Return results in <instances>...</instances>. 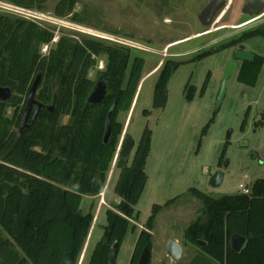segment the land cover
Instances as JSON below:
<instances>
[{
  "label": "trees",
  "instance_id": "obj_1",
  "mask_svg": "<svg viewBox=\"0 0 264 264\" xmlns=\"http://www.w3.org/2000/svg\"><path fill=\"white\" fill-rule=\"evenodd\" d=\"M0 1L22 10L43 12L48 0ZM74 5L73 0H59L54 17L64 19L72 14ZM71 20L81 23L73 14ZM81 36L61 37L47 55H42V47L52 44L51 29L0 15V87L12 92L10 100L0 102V264H78L90 239L94 212L83 215L81 201L100 195L106 186L123 129L118 117L131 109L145 61L131 57V50L119 44L83 33ZM255 37L264 38V31L243 33L222 49ZM99 58L104 59L105 66L96 72L93 81L89 74L96 70ZM181 64L170 60L161 64L153 89L154 110L165 108L167 84ZM262 64L264 59L258 56L251 62L244 61L237 81L253 87ZM38 73L41 83L35 99L54 108L51 113L42 109L32 128L19 136V116L7 119L5 109L25 104ZM99 81L106 84L103 102L86 104ZM187 91L191 99L195 89ZM112 107V133L104 145L105 119ZM64 117L68 118L66 123H62ZM150 138L151 132L145 128L130 165L119 152L113 188L119 202L105 210L103 234L84 257L85 264H115L146 185L144 168ZM191 194L201 201L207 221L193 223L184 233L186 241L199 249L188 264H264V180L255 182L249 195L215 200L197 190H191ZM161 209L153 207L128 264H138L144 249L151 252L154 217ZM233 235L245 239L239 253L230 249Z\"/></svg>",
  "mask_w": 264,
  "mask_h": 264
},
{
  "label": "rangeland",
  "instance_id": "obj_2",
  "mask_svg": "<svg viewBox=\"0 0 264 264\" xmlns=\"http://www.w3.org/2000/svg\"><path fill=\"white\" fill-rule=\"evenodd\" d=\"M58 1L48 0L43 12L31 11L39 20L14 14L2 1L0 15L26 19L51 29L52 44L42 47V55H47L59 38L80 39L81 34L88 31L111 37L130 49L131 57L143 58V77L154 73L163 62L183 63L169 79L164 109L152 108L156 73L143 81L137 104L130 113L128 136L133 149L128 164L145 128L151 132L150 151L144 168L146 185L134 207V216L115 264H128L138 234L151 217L154 206L162 209L154 217L150 263L188 264L199 249L186 241L184 233L193 223L207 221L201 201L191 190L217 200L238 195L239 184L250 189L255 182L264 180V64L253 87L240 84L236 75L230 77L217 108L229 58L244 51L264 59V38L255 37L233 48L222 47L243 33L255 29L264 31V12L244 15L241 9L248 0H227L225 9L204 28L197 21V15L208 0H73L72 14L81 22L75 23L71 20L72 14L64 19L54 17L53 9ZM203 53L210 54L200 57ZM130 64L131 61L127 72ZM104 66V59L99 58L96 70L89 74L90 79L96 81V72H101ZM190 87L195 92L188 99ZM23 105L18 109L7 107L5 118L11 119L15 114L20 123ZM125 117L126 114H120L118 121L123 124ZM66 122L67 117H64L62 123ZM216 173H221L223 179L214 187L211 179ZM117 177L118 171L111 166L108 179L111 178L112 183L103 209L114 207L113 188ZM101 196L95 200L83 197L81 213L94 212ZM104 213L102 210L96 218L91 250L103 234ZM174 239L181 242L184 251L180 262L172 261L164 252L166 242ZM86 254L84 247L78 264H85Z\"/></svg>",
  "mask_w": 264,
  "mask_h": 264
},
{
  "label": "water",
  "instance_id": "obj_3",
  "mask_svg": "<svg viewBox=\"0 0 264 264\" xmlns=\"http://www.w3.org/2000/svg\"><path fill=\"white\" fill-rule=\"evenodd\" d=\"M226 0H208V2L205 4L204 8L200 11V13L197 15V20L200 23V25L204 28H208L213 19L225 9L226 7ZM247 6L254 10L256 15H260L262 12H264V3L259 2L257 0H249L247 2ZM255 58V55L244 52V51H238L235 53L234 56H231L226 64L224 74H223V80L221 85V90L218 96L217 101V108L219 107L224 93H225V87L226 82L228 79L232 76H234L237 72V62L241 61H248L251 62ZM41 83V74L38 73L30 87V90L28 92L25 104H24V112L23 116L21 118V121L19 123L17 134L20 136L25 130L31 129L34 123L36 122L39 112L42 109H45L48 112H52L54 105L51 106H44L40 102H38L35 99V96L37 94V91L39 89ZM106 96V84L103 82H97L95 84L94 89L89 94L86 100V104L89 105H99L103 102L104 98ZM12 97V92L7 87H0V102H7ZM113 113V107L109 110L107 117L105 119L104 124V133H103V144L107 145L111 133H112V125H111V117ZM133 149V142L129 136H126L120 147V157L124 159H128L131 151ZM223 179V175L221 173H216L213 178L211 179V185L214 187H217L221 184ZM198 245L204 246V244L197 242ZM245 244V239L238 235H233L230 238V249L234 253H239L243 246ZM115 246L111 250V253L114 251ZM165 253L168 258H170L172 261L180 262L183 258V250L179 243L169 240L166 242L165 245ZM150 260V250L144 249L142 254L140 255L138 264H148ZM113 260H111L112 262Z\"/></svg>",
  "mask_w": 264,
  "mask_h": 264
},
{
  "label": "crops",
  "instance_id": "obj_4",
  "mask_svg": "<svg viewBox=\"0 0 264 264\" xmlns=\"http://www.w3.org/2000/svg\"><path fill=\"white\" fill-rule=\"evenodd\" d=\"M159 68H160V67H159ZM158 70H159V69H158ZM156 73H157V71L154 72V73H153V72H152V73H149V74L145 75V77L142 76V80H141V82H140V84H139V87H138V89H137V92H136V95H135V98H134L133 104H132V106H131V109H130L129 113L126 114V117H125L124 123L122 124V123L119 121V122L123 125V129H122V134H121V137H120V140H119L118 146H117V150H116V153H115V157H114V160H113V164H112V168H113V169H114V163H115V161H116V159H117V156H118V154H119V152H120V147H121L120 145H121L123 139H124L126 136H128V129H129V125H130V123L128 124V121H129L130 113H131L132 108H133V106L135 105V103L137 104V100H138L139 92H140V90H141L142 83H143V81H144L146 78L152 76L153 74L155 75ZM67 120H68V118H67ZM113 172H114V171H113ZM113 172H112V174H113ZM111 178H112V177H111ZM111 178L107 179L106 186H105L103 192L101 193V194H102V196H101V202H100V203L98 204V206H97V201H96V204H95V207H94V210H93V211H94V214H96V216H95V218L93 219V224H92V227H91V230H90V233H89L90 239L87 240L86 245H85V250H86L87 254L91 251L90 244H91V241H92L93 235H94V233H95V228H96V222H97V219H98L99 216L101 215L102 210H106V209H108V207H107L106 209H103L102 206H104L103 204H105V199H106V196H107L108 191H109V186H110V184L112 183V182H111ZM87 198H89V199H91V200H95L96 198H98V196H96V197H87ZM118 201H119V200L114 196V204H117ZM96 218H97V219H96ZM152 236H153V235H152ZM174 241L177 242V243H179V244L181 245V242H180L178 239H174ZM182 250H183V248H182ZM88 251H89V252H88ZM164 252H165V251H164ZM195 254H196V253H195ZM195 254H194V255H195ZM165 255H166V253H165ZM194 255H193V256H194ZM183 256H184V251H183ZM193 256H192V257H193ZM190 260H191V259H190Z\"/></svg>",
  "mask_w": 264,
  "mask_h": 264
},
{
  "label": "built area",
  "instance_id": "obj_5",
  "mask_svg": "<svg viewBox=\"0 0 264 264\" xmlns=\"http://www.w3.org/2000/svg\"><path fill=\"white\" fill-rule=\"evenodd\" d=\"M6 7V9H10V11H12L14 14H17V15H21V16H25V17H32V18H36L39 20L38 16L37 15H33L31 13V11H26V10H22V9H19V8H16V7H12L10 5H6L4 6ZM86 35H90V36H93V37H96V38H99V39H102V40H106V41H109V42H114L116 44H120L122 45L121 42L119 41H115V39L111 38V37H108L106 35H102V34H95V33H92V32H85ZM121 146V145H120ZM238 189H239V194H243V195H249V189L244 187L243 184H239L238 186Z\"/></svg>",
  "mask_w": 264,
  "mask_h": 264
},
{
  "label": "flooded vegetation",
  "instance_id": "obj_6",
  "mask_svg": "<svg viewBox=\"0 0 264 264\" xmlns=\"http://www.w3.org/2000/svg\"><path fill=\"white\" fill-rule=\"evenodd\" d=\"M248 1H249V0H248ZM248 1H247V2H248ZM257 1H259V0H257ZM226 2H227V0H226ZM247 2L245 3V5L242 6L241 13L244 14V15H248V16H249V15H252V14H255L254 10L251 9V8H249V7L247 6ZM259 2H261V1H259ZM262 3H264V2H262ZM197 21H198V20H197ZM199 24H200V23H199ZM238 63H240V65H239V66L237 65V72H236V74H235L236 76H237L238 71H239V68H240V66H241V64H242L243 62L238 61L237 64H238Z\"/></svg>",
  "mask_w": 264,
  "mask_h": 264
},
{
  "label": "bare ground",
  "instance_id": "obj_7",
  "mask_svg": "<svg viewBox=\"0 0 264 264\" xmlns=\"http://www.w3.org/2000/svg\"><path fill=\"white\" fill-rule=\"evenodd\" d=\"M248 24H249V23L244 24L243 26H246V25H248ZM177 44H179V42H178V43H173V44L169 45L168 47L170 48V47H172L173 45H177ZM158 69H159V67H157V68L154 70V72H156Z\"/></svg>",
  "mask_w": 264,
  "mask_h": 264
}]
</instances>
